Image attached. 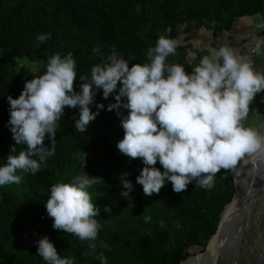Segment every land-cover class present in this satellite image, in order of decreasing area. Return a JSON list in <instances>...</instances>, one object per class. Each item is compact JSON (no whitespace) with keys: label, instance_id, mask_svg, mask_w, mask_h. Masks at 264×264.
Segmentation results:
<instances>
[{"label":"trees","instance_id":"obj_1","mask_svg":"<svg viewBox=\"0 0 264 264\" xmlns=\"http://www.w3.org/2000/svg\"><path fill=\"white\" fill-rule=\"evenodd\" d=\"M256 13L264 14V0H0V164L14 144L6 126L7 96L18 97L26 79L46 70L51 55L71 52L78 75L89 76L91 67L113 48L130 60L129 66L144 63L145 52L159 36L176 40L180 26L190 30L196 20L212 31V45L218 49L219 35L230 31L237 19ZM205 15L208 21L200 19ZM48 33V39L37 41V34ZM94 48H99L101 55ZM192 50L191 43H177L168 62L190 71L208 55L195 50L196 59L189 62ZM20 59L37 64V69L20 66ZM79 83L77 78V91ZM262 96L264 92L257 94L248 115H264ZM96 102L107 106L114 97L104 99L97 93ZM76 112L65 108L55 137V155L39 171L22 173L19 184L0 187V264L16 259L18 264H46L36 252V241L43 236L54 242L61 256L73 258L74 264H100L97 256L101 252L107 264H179L191 254L189 243L202 245L203 252L225 205L234 196L235 169H222L210 189L193 181L185 190L175 192L168 182L159 193L146 196L135 183L143 167L141 160L120 154L115 147L124 134L115 111L101 109L85 133L74 129ZM25 148L17 145V153ZM156 166L160 167L159 163ZM81 170L100 177L97 185L89 188L93 203L100 208L94 251L88 241L54 229L44 206L51 184L69 182ZM123 173L128 174L134 190L130 198L123 197L115 205V196H121ZM26 234L35 245L19 252L17 242Z\"/></svg>","mask_w":264,"mask_h":264},{"label":"clouds","instance_id":"obj_2","mask_svg":"<svg viewBox=\"0 0 264 264\" xmlns=\"http://www.w3.org/2000/svg\"><path fill=\"white\" fill-rule=\"evenodd\" d=\"M49 36L37 34L36 39L43 42ZM176 47L175 39L161 35L145 52V62L131 66L113 48L91 67L89 76L78 75L71 52L51 55L46 70L26 79L18 97L7 96L6 126L14 144L0 164V187L19 184L22 173L35 174L55 155V137L66 107L77 109L74 129L82 133L101 109L115 111L124 133L115 147L120 154L141 160L143 167L135 183L146 196L159 193L168 182L175 192L193 181L210 189L216 174L234 170L245 154H264V137L241 123L257 94L264 92V73L227 44L203 55L188 71L168 62ZM262 48L264 37L255 42L252 52L260 54ZM93 51L101 55L99 48ZM77 78L78 91L74 87ZM97 93L104 99L114 97V102L107 106L96 102ZM17 145L26 148L17 153ZM127 175L120 176L124 177L119 179L120 194L130 198L134 184ZM99 178L81 170L69 182L51 184L44 201L52 227L88 241L93 251L100 208L93 203L89 188ZM36 244L37 255L46 264H74L73 258L58 253L48 236ZM97 259L107 264L102 252Z\"/></svg>","mask_w":264,"mask_h":264},{"label":"rangeland","instance_id":"obj_3","mask_svg":"<svg viewBox=\"0 0 264 264\" xmlns=\"http://www.w3.org/2000/svg\"><path fill=\"white\" fill-rule=\"evenodd\" d=\"M206 16L207 15L200 16V19L201 20L203 19L204 21H208V18H205ZM254 16L258 18L260 21L262 20L261 22L264 23L263 13H256L252 17ZM198 24L199 23L197 20L194 21V24L190 28V30H187L186 28H184V26H180V32L177 35V39H176V42L181 45H186L189 43L192 44L193 50L190 51L187 56L189 62L196 59V53H195L196 51H201V52L203 51L200 48H198L197 46L199 45L198 41L202 40L203 42L204 41L207 42L209 35L212 33L207 31L209 29H207L205 25L202 24L198 25ZM255 36H256V40H258L264 37V34L258 31ZM255 42L253 43L254 45ZM239 46H242L241 42L239 43ZM255 58H256L255 61L257 62H255L256 66L254 65L253 67L254 68L260 67L259 70L257 71L264 72V48H262L260 54H256ZM18 64L20 66L30 65L35 70L38 67L37 64L30 63L24 59L18 60ZM241 123L244 127L251 128L259 134L261 133V131L264 130V115H259V116L247 115L241 121ZM239 172L241 173L240 175H242L245 171L243 170ZM236 174H237V168H236ZM255 189L256 186L252 188L251 196H249L248 193V196L245 197L247 208L244 206L243 213L238 215L241 217V219L237 220L236 223L237 227L235 228V230L231 231L229 236H228L229 231H227L226 234L219 241V244L221 242L222 244L220 246V251L218 252L219 258L217 264H264V193L261 195H259V193L254 194L253 191ZM122 198L123 197L121 196L119 197L115 196L114 198L115 205H117L120 202V200H122ZM34 245H35L34 242L30 240L29 234H26L25 237L18 240L16 247L19 252H24V251H28L27 249L33 247ZM188 245L189 246L187 247V249L192 254V255L190 254V256H194L197 255L198 253H202L203 250L202 245L190 244V243ZM10 264H18V259H16L14 263L11 262Z\"/></svg>","mask_w":264,"mask_h":264},{"label":"bare ground","instance_id":"obj_4","mask_svg":"<svg viewBox=\"0 0 264 264\" xmlns=\"http://www.w3.org/2000/svg\"><path fill=\"white\" fill-rule=\"evenodd\" d=\"M264 134V130L261 131L258 135L262 136ZM264 137V135L262 136ZM237 174H236V180L241 183V187L239 188V194L242 195V193L245 191L246 187V179L250 178L251 176L255 175L257 176V179L255 181L256 183V189L253 191L254 194L259 193V195L264 193V154H261L259 152L254 154H245L244 157H242L237 162ZM245 171L242 175L239 171ZM254 186V187H255ZM252 190L249 192V196H251ZM258 196V195H257ZM259 198V197H257ZM261 198V197H260ZM254 199V198H252ZM246 207V200L244 201V204L238 205L233 209L232 213V219L237 218V215H240L243 213V207ZM247 208V207H246ZM241 211V212H240ZM240 212V213H239ZM234 220V219H233ZM227 228L223 227L221 238L226 234ZM220 238V240H221ZM219 240V241H220ZM222 242L219 244L216 243L214 246H212L208 252L202 255H198L194 257H191L188 261H186L185 264H211L212 260L214 259L215 254L220 251V246ZM213 249V250H212Z\"/></svg>","mask_w":264,"mask_h":264},{"label":"crops","instance_id":"obj_5","mask_svg":"<svg viewBox=\"0 0 264 264\" xmlns=\"http://www.w3.org/2000/svg\"><path fill=\"white\" fill-rule=\"evenodd\" d=\"M262 21V20H261ZM255 16H246L239 18L235 21L230 31H225L217 38V43L219 46L227 44L228 46L234 48L236 53L241 58H247L250 55V51L254 46V42L256 40V33L264 32V23L261 22ZM208 32H212L211 30H207ZM264 34V33H263ZM214 41L212 33L209 35L207 42H203L202 40L198 41V48L201 50L208 52H212L216 50L212 45ZM257 41V40H256ZM242 43V46H239V43ZM236 43V44H234ZM253 44V45H252ZM248 59V58H247ZM260 61V60H259ZM257 62V61H256ZM256 66V64H255ZM260 67L255 68V70H259ZM264 73L263 71H259Z\"/></svg>","mask_w":264,"mask_h":264},{"label":"water","instance_id":"obj_6","mask_svg":"<svg viewBox=\"0 0 264 264\" xmlns=\"http://www.w3.org/2000/svg\"><path fill=\"white\" fill-rule=\"evenodd\" d=\"M233 179H234V182H235L234 196H233L232 200L225 205V207H224V209H223V211L221 213V218H220V222H219L218 228H217L216 232L209 238V241H208V244H207V247H206L205 251L202 252V253H198L195 256L205 254L209 250L211 251L210 248L212 246H214L216 243L219 242V240L221 238V233H222L223 227L227 228V231H229V233H228V236H229L231 231L235 230V228L237 227V224H236L237 220L241 219V217L237 215V218H233L234 220L233 219L231 220L233 209L237 205L239 207L240 205L243 204V201L246 199L245 197L248 196V193L256 185L255 181L257 179V176L253 175L250 178L246 179V181H247L246 182V187L247 188L242 193V195L239 194V188L241 187V185H240L241 183H239L236 180V167H235ZM240 223H239V226H240ZM191 257H194V256H189L187 259L181 261L179 264H183L184 262L188 261ZM218 258H219V255L216 253L211 264H217Z\"/></svg>","mask_w":264,"mask_h":264},{"label":"built area","instance_id":"obj_7","mask_svg":"<svg viewBox=\"0 0 264 264\" xmlns=\"http://www.w3.org/2000/svg\"><path fill=\"white\" fill-rule=\"evenodd\" d=\"M255 46V45H254ZM253 46V47H254ZM252 47V48H253ZM256 53H254V52H252V49H251V51H250V55L247 57L250 61H251V63L253 64V66L255 65V60H256Z\"/></svg>","mask_w":264,"mask_h":264}]
</instances>
